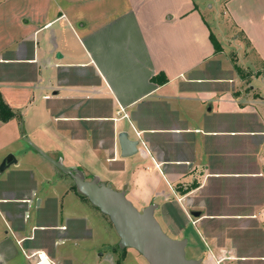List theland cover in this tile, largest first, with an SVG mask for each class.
Wrapping results in <instances>:
<instances>
[{"label":"crops","instance_id":"obj_1","mask_svg":"<svg viewBox=\"0 0 264 264\" xmlns=\"http://www.w3.org/2000/svg\"><path fill=\"white\" fill-rule=\"evenodd\" d=\"M214 1L215 27L205 0H0V93L23 126L8 169L34 181L0 190V264H73L97 244L74 179L29 141L120 183L191 260L264 262V0ZM121 133L138 154L122 157ZM119 243L83 264L141 262Z\"/></svg>","mask_w":264,"mask_h":264},{"label":"water","instance_id":"obj_2","mask_svg":"<svg viewBox=\"0 0 264 264\" xmlns=\"http://www.w3.org/2000/svg\"><path fill=\"white\" fill-rule=\"evenodd\" d=\"M30 145L56 167L71 175L75 181L78 195L87 198L104 215H107L120 238L121 249H134L149 264H201V261L186 257V240H174L161 228L154 217L152 207L140 212L126 197L125 189L116 191L111 184L100 182L97 178L86 181L84 175L66 168L60 162L50 158L32 142ZM119 144L123 158L138 154L139 142L131 140L127 133H121ZM16 163L13 155H8L0 171L3 172ZM194 216H199L197 213Z\"/></svg>","mask_w":264,"mask_h":264},{"label":"rangeland","instance_id":"obj_3","mask_svg":"<svg viewBox=\"0 0 264 264\" xmlns=\"http://www.w3.org/2000/svg\"><path fill=\"white\" fill-rule=\"evenodd\" d=\"M206 1V6L207 8H209L211 5H214V9L211 11V17H209V23L212 27H215V23L216 20L215 18H221L222 17V13L223 10L221 8V5H216L214 0H205ZM222 28L218 29V31L221 34H226L224 29L221 31ZM228 40V38L224 37L223 38V45L225 44L226 47L228 46V42L226 41ZM230 40V39H229ZM228 51L229 48H227ZM231 51H233L231 49ZM235 56L233 53L230 54V59L232 60V62L235 59ZM242 72L244 73L243 76L246 75L245 71H241L240 74H242ZM242 76V75H240ZM22 130H23V126L20 124H18V122H16V120H9L7 122H3L0 120V169L1 166L5 160V158L8 155H15L18 154L19 150L16 149V140L18 138H20L21 134H22ZM19 155V154H18ZM12 169H8L6 171V174H0V190L9 188V187H14L17 184H19L22 187L25 188H29L31 186L34 185V181H32V178L29 176V174H25V173H18V172H12ZM1 173V172H0ZM106 184H109L108 182H105ZM111 184L113 185V188L116 191H121L122 190V186L120 183L118 182H111ZM76 188V187H75ZM87 199V198H86ZM83 200L86 203L87 209H89L90 213L92 214V221L94 220V223L96 222V227H97V235L95 236V241H96V246L94 249V252L88 254L85 252V250H80L77 252V259L78 261L73 264H83V262H86L85 259H88V261H93L96 260L98 258H101V255H105L106 253L109 252V249L111 248V241L115 240L116 242L119 243L120 238L119 235L111 221V219L107 216L104 215L97 207L91 205V203L88 200ZM171 210H172V216L173 217H177L178 219H180L179 214L177 215V208L173 205L171 206ZM96 217V218H95ZM158 217V216H157ZM179 221V220H178ZM31 222V220H30ZM160 225H162L161 227L164 228V232H166L168 234V236H170V232L167 231L163 225V223L160 221ZM107 241V242H106ZM199 241V246H200V252L202 253L201 255L203 256L204 254H208L207 253V248L205 247L204 243H202ZM120 244V243H119ZM120 246V245H119ZM193 248L192 243H189V246L186 248V257L188 259H191V249ZM62 250L64 249H68V245L66 247H62ZM117 249H119L117 247ZM132 253L136 256L139 257L141 262H137L134 261L133 264H149L148 261L141 256L136 250L132 249ZM121 255L119 254V256L117 257L119 259V263H121ZM140 255V256H139ZM205 256V255H204ZM46 261L48 260L47 256H45ZM204 259V258H203ZM35 261V259L33 260ZM49 262V260H48ZM18 264H29V262L24 258V256L21 254L20 258L18 259ZM35 263V262H34ZM50 263V262H49ZM264 264V262H246V263H241V262H231V263H222L219 261H215L213 264ZM51 264V263H50ZM132 264V263H130Z\"/></svg>","mask_w":264,"mask_h":264},{"label":"trees","instance_id":"obj_4","mask_svg":"<svg viewBox=\"0 0 264 264\" xmlns=\"http://www.w3.org/2000/svg\"><path fill=\"white\" fill-rule=\"evenodd\" d=\"M210 39L215 49V54H221L223 52L222 45L220 44V42L218 41V39L216 38L213 32L210 35ZM153 80L155 83L158 84H165L167 82L166 76L164 74L155 77ZM15 116L16 114L10 108V106L4 101L2 94L0 93V120L3 122H7L12 118H14Z\"/></svg>","mask_w":264,"mask_h":264},{"label":"built area","instance_id":"obj_5","mask_svg":"<svg viewBox=\"0 0 264 264\" xmlns=\"http://www.w3.org/2000/svg\"><path fill=\"white\" fill-rule=\"evenodd\" d=\"M42 255H45V256H47L45 253H36V254H33L32 256H30V257H34V256H37V258H40V262L38 261V262H35V264H40L41 263V261H42ZM47 258H48V260H49V262L52 264V262L50 261V259H49V257L47 256Z\"/></svg>","mask_w":264,"mask_h":264},{"label":"bare ground","instance_id":"obj_6","mask_svg":"<svg viewBox=\"0 0 264 264\" xmlns=\"http://www.w3.org/2000/svg\"><path fill=\"white\" fill-rule=\"evenodd\" d=\"M32 258H34L35 259V262H40V258H37V256H34V257H32ZM43 260V259H42ZM42 262V261H41Z\"/></svg>","mask_w":264,"mask_h":264},{"label":"flooded vegetation","instance_id":"obj_7","mask_svg":"<svg viewBox=\"0 0 264 264\" xmlns=\"http://www.w3.org/2000/svg\"><path fill=\"white\" fill-rule=\"evenodd\" d=\"M80 197V196H79ZM81 198V197H80ZM81 199H84V198H81ZM28 218V217H27Z\"/></svg>","mask_w":264,"mask_h":264}]
</instances>
